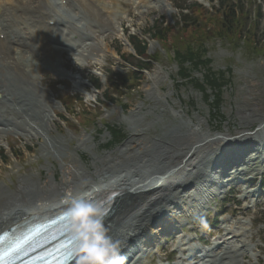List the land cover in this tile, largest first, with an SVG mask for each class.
I'll list each match as a JSON object with an SVG mask.
<instances>
[{
  "label": "rangeland",
  "instance_id": "obj_1",
  "mask_svg": "<svg viewBox=\"0 0 264 264\" xmlns=\"http://www.w3.org/2000/svg\"><path fill=\"white\" fill-rule=\"evenodd\" d=\"M100 1L101 3H98L97 0H78L77 4H73L71 7V11L63 13L73 29L84 26V31L74 30L75 40L77 38L83 39L92 30L96 31L94 30L96 25L99 27V24H104L105 28H108L109 21L110 30L104 34L96 33L93 41L96 46L82 57L78 56L80 53L73 55L70 53H63L62 55L51 53L50 65L46 64L42 74L37 71L38 76L42 77L41 86L36 84L37 88L41 90L45 87L50 92L48 93L49 96H46L57 102L58 108L55 109L57 116L61 115L66 118L65 123L57 119L55 126L52 127V135L67 145L66 162L76 160L93 174L96 171L94 162L105 159L107 156H115L131 140L147 139L151 141L158 139L163 137L165 132L180 126L181 122L187 121H191V129H196L195 125L202 121L204 122L203 131L211 133L229 131L234 137L238 133L237 131H257L256 129L259 128L258 121L246 128L241 124V117L247 114L251 115L254 120L264 119V54L252 51L246 44L244 45L243 42L239 41L230 42L214 36L206 41L205 56L211 60L210 67L213 71H231V83L225 87L223 102L217 110V116L210 118L209 107L203 102L201 94L195 92L191 86L184 85V87L179 86L177 88L174 84L177 80L178 67L173 60L172 51H165L158 42L152 41L146 35L151 27L158 26L164 21L166 25L172 27V32L168 37L171 43L174 42L177 46H185L184 41L189 36L192 40L195 29H189L188 32L182 33L181 28L177 27L179 12L175 8V4L184 5V0H159L158 3L154 4H149L147 3L148 0H145V7L143 0ZM219 1L214 0V4H210L208 0H190L189 2L204 5L206 10L212 12L213 5L218 6ZM224 1L229 2L228 0ZM232 1L235 4H240L247 13L243 33L248 31L252 25L256 26L254 30L255 41L264 46V0ZM49 2L54 10H60L62 0H49ZM111 2L112 4H110ZM138 4L141 8L138 7ZM149 5L151 7L148 8ZM93 6L101 12L105 6L111 7L112 9L108 10L110 16L105 17L103 12L101 15L100 12L96 13L92 8ZM260 7L263 11L258 21L254 22L255 12ZM101 16L107 21L105 22ZM199 17L202 19V26L198 28V31L213 26L214 17L206 15ZM196 18L198 17L196 16ZM121 34L126 38L137 35L141 39H146L149 42L148 55H156L157 62L147 66L151 68L150 72L138 75L139 81L136 84L139 86L134 91L119 90L121 93L117 94L109 87V75L111 73H126L131 69L128 63L137 64L133 58L128 57L132 51L121 41ZM171 43L170 48H173ZM114 49L122 52L127 57L128 63L123 62ZM194 75L200 77V73H194ZM56 76L60 77L55 78ZM97 78L102 89L98 92L99 94H95L93 88L87 86L88 79ZM105 91H108V94L115 93L114 104L100 105L99 101L104 100ZM68 95L83 101V104L74 109L76 114L72 116L66 115L61 104ZM84 111H89L91 115L87 116ZM77 121H80L81 124H86L87 121L89 123L80 127ZM92 122L95 125H92ZM105 124L119 125L127 135L123 144L108 152L102 146L107 142L109 135L105 133L99 136L97 132L102 130ZM147 129L148 131L141 136L140 131ZM185 130L184 127L183 131ZM43 144V138L29 140L13 133L1 135L0 152L5 150L10 155L11 150H14L17 156L14 158L8 155L4 164L0 160V185L16 189L20 177L32 175H37L36 180L43 184L49 176L48 168L53 172L56 180L61 181L64 178L61 167L67 166L63 165L57 158H45L46 152L43 153ZM75 149L77 150L76 153ZM256 162L258 165L255 163L253 166L248 165V173L222 190L219 198H222L232 186L237 187L239 193L235 191L225 195L227 198L225 201L212 199L206 210L202 212L208 218L207 224L213 219L217 223V226L212 229L216 235L215 239L209 243L206 242L208 248L219 237L225 238L227 234L225 235V232L222 231L224 227L236 230L241 225L240 223L252 224V228L248 227L249 233L245 240L252 246L250 253L256 255L257 258L252 259L247 256L244 264H264V186L262 189L259 188V179L264 178V165L259 164L261 156H258ZM240 169L245 168L241 167ZM255 170L259 172H255ZM255 174H258L256 179L252 183L249 182L251 179L249 176ZM253 191L258 193L261 191V193H256L253 197L244 200V195ZM236 195L238 196L236 197ZM236 198H243L244 201ZM256 204L260 205L255 208ZM234 210H236V215L233 216L231 213ZM217 213L218 217H221L220 220H217L218 217L215 218ZM182 221L184 224L178 225L179 229L185 224H189L187 229H181L184 234L180 233V230L177 235L181 239L185 238L182 236L189 235L192 237L190 238L192 241L193 239H200L201 230L197 229L196 224L191 223L195 220L182 218ZM190 228H195V231L190 232ZM158 240L164 241L165 244L163 245L166 250L158 245L151 247L150 253L145 256L143 263L154 260L153 264H160L159 254L162 259L165 254L175 250L173 244H176V239H173L172 236L159 235ZM197 244L198 242L193 241L190 246ZM156 253L158 254L155 255ZM161 264L167 263L162 262Z\"/></svg>",
  "mask_w": 264,
  "mask_h": 264
},
{
  "label": "bare ground",
  "instance_id": "obj_2",
  "mask_svg": "<svg viewBox=\"0 0 264 264\" xmlns=\"http://www.w3.org/2000/svg\"><path fill=\"white\" fill-rule=\"evenodd\" d=\"M69 1L68 10L73 6L72 2L78 0ZM158 2L147 1L149 4ZM92 8L101 15V10ZM50 22L54 24L51 26ZM108 25L107 30L104 24L96 25V31L79 41L72 40L75 34L73 26L61 18L59 11L52 9L48 0H0V36L5 39L0 41V136L13 133L29 140L43 138L45 158H57L67 166L61 167L64 173L61 181H57L47 167L49 176L43 184L36 180L37 175H32L20 177L16 189L0 185V232L33 217L60 211L69 206L70 199L117 192L118 196L112 201L105 218L107 234L122 242L121 255L126 258V264H142L144 256H139L145 253H141L144 249L140 239L146 238L154 223H159L156 232H163L164 225L176 219L169 215L176 207L189 214L200 203L207 204L208 199L217 194L215 188L210 187L209 191L207 186L213 183L209 175L217 165L225 160L228 163L239 159L247 165L254 161V154H264V119L254 120L251 115H242L243 126L248 128L258 121L260 130L255 134L249 130L237 131L236 137L229 131H203L202 121L195 125L196 129L190 128L191 121L181 122L180 126L158 139L131 140L115 156L94 162L96 171L93 174L76 160L66 162L67 145L52 135L55 125L53 114L58 106L46 96L48 91L45 87L37 88L36 84L41 86L42 83L37 70L41 73L43 66L50 65L51 53L62 55L77 51L76 54L80 53L78 56H84L96 46L93 43L96 33L104 34L110 30L109 21ZM23 26L28 27L23 30ZM146 131L148 129L141 130V136ZM250 142L258 149L250 155L252 157H242L239 151L248 148ZM232 173L235 176L243 174L239 170ZM246 233L247 229L242 226L228 231L230 236L209 250L199 247L187 249L185 241L190 242L191 239L185 237L178 247L183 257L175 264H192L193 261L194 264H244V258L252 249L244 240ZM135 251L140 253L137 260V256L129 258ZM251 258L256 259L257 256L252 254Z\"/></svg>",
  "mask_w": 264,
  "mask_h": 264
},
{
  "label": "trees",
  "instance_id": "obj_3",
  "mask_svg": "<svg viewBox=\"0 0 264 264\" xmlns=\"http://www.w3.org/2000/svg\"><path fill=\"white\" fill-rule=\"evenodd\" d=\"M185 9V8H182ZM191 17L188 15H181L182 33L188 32L189 29H195V35L193 39L190 40V36L184 41L185 46H177L174 42L171 43L168 40L172 29L163 28H152L150 32L152 37L159 41L165 48L169 49L171 47L170 43L173 44V50L175 54V61L180 68V75L182 79L184 78L187 84L195 87L202 95L205 97V101H211L213 103V109L216 112L221 103L223 102V92L222 89L228 85L231 81L230 70L227 72L215 73L210 68L211 60L207 59L205 43L212 36L220 37L222 39H227L230 42L244 41L247 47L252 51L264 52V46L255 43L254 35L252 33H247L243 37V22L245 17L242 7L238 4L224 3L221 4L220 8L216 10L214 17V24L210 28H202L198 31V28L202 26V19L199 16L206 15L211 17L208 13H205L201 7L193 5ZM194 9H196L194 11ZM196 14V15H195ZM196 16L199 18H196ZM197 30V31H196ZM133 46L139 57L144 58L147 52V43L145 41H140L134 39ZM170 42V43H169ZM145 70H148L144 68ZM204 71L202 79L194 77V72ZM136 80V75H129ZM119 77V76H117ZM127 81L126 78L119 77L117 81ZM125 84V83H124ZM131 88H135L131 86ZM109 101L111 98L106 97ZM107 130L111 134V140L108 141L106 147L111 148L113 145H117L122 142L125 138L123 132L117 126H109Z\"/></svg>",
  "mask_w": 264,
  "mask_h": 264
},
{
  "label": "clouds",
  "instance_id": "obj_4",
  "mask_svg": "<svg viewBox=\"0 0 264 264\" xmlns=\"http://www.w3.org/2000/svg\"><path fill=\"white\" fill-rule=\"evenodd\" d=\"M65 215L74 264H125L126 258L121 255L122 242L107 234L106 213L102 207L86 199H70ZM194 220L199 227H208L203 216L194 217Z\"/></svg>",
  "mask_w": 264,
  "mask_h": 264
},
{
  "label": "snow or ice",
  "instance_id": "obj_5",
  "mask_svg": "<svg viewBox=\"0 0 264 264\" xmlns=\"http://www.w3.org/2000/svg\"><path fill=\"white\" fill-rule=\"evenodd\" d=\"M63 218L67 221V217L66 216L63 217ZM10 251L11 252H15V251H17V249L0 251V264H3V261L5 260V257L10 254Z\"/></svg>",
  "mask_w": 264,
  "mask_h": 264
}]
</instances>
